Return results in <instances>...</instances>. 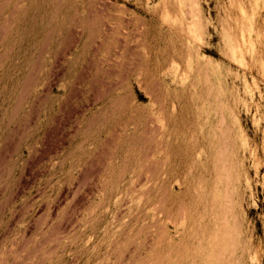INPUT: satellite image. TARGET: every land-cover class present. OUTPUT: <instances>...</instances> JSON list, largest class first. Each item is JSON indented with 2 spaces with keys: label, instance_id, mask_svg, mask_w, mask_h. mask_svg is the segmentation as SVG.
<instances>
[{
  "label": "rangeland",
  "instance_id": "rangeland-1",
  "mask_svg": "<svg viewBox=\"0 0 264 264\" xmlns=\"http://www.w3.org/2000/svg\"><path fill=\"white\" fill-rule=\"evenodd\" d=\"M0 264H264V0H0Z\"/></svg>",
  "mask_w": 264,
  "mask_h": 264
}]
</instances>
